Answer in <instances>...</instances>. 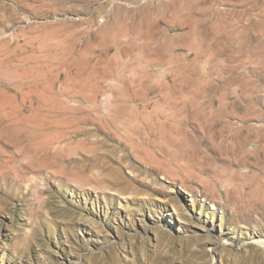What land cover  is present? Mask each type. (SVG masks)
Instances as JSON below:
<instances>
[{
  "label": "rangeland",
  "instance_id": "1",
  "mask_svg": "<svg viewBox=\"0 0 264 264\" xmlns=\"http://www.w3.org/2000/svg\"><path fill=\"white\" fill-rule=\"evenodd\" d=\"M261 143L264 0H0V264H264Z\"/></svg>",
  "mask_w": 264,
  "mask_h": 264
},
{
  "label": "bare ground",
  "instance_id": "2",
  "mask_svg": "<svg viewBox=\"0 0 264 264\" xmlns=\"http://www.w3.org/2000/svg\"><path fill=\"white\" fill-rule=\"evenodd\" d=\"M112 62H113V61H112ZM38 64L40 65V63H38ZM34 65H35V64H34ZM58 66H59V65H58ZM134 67H135V66H134ZM56 68H57V67H56ZM151 69H152V68H151ZM49 70H50V69H49ZM57 72H58V71H57ZM50 73H51V72H50ZM52 73H53V71H52ZM58 73H59V72H58ZM96 88H97V86H96ZM98 88H99V85H98ZM100 89H101V88H100ZM100 91H101V90H100ZM61 93H63V92H61ZM58 95H59V94H58ZM94 95H95V94H94ZM115 97H116V95H115ZM128 98H129V97H128ZM118 99H119V98H118ZM115 100H116V99H115ZM116 101H117V100H116ZM116 101H115V102H116ZM122 101H124V100H122ZM125 101H126V99H125ZM61 103H62V102H61ZM61 103H60V104H61ZM95 103H96V102H95ZM126 103H128V101H127ZM96 104H97V103H96ZM94 105H95V104H94ZM122 105H123V104H122ZM116 107H117V106H116ZM95 108H97V107H94L93 110H94ZM123 108H124V107H123ZM68 109H69V108H68ZM98 109H99V108H98ZM98 109H97V114L101 113V111H99ZM132 109H133V108H132ZM54 110H55V109H54ZM72 110H73V109H72ZM95 110H96V109H95ZM95 110H94V111H95ZM100 110H101V109H100ZM117 110H118V109H117ZM56 111H57V110H56ZM70 111H71V110H70ZM109 111H110V110H109ZM112 111H113V110H112ZM118 111H119V110H118ZM132 111L134 112V110H132ZM141 111H142V110H141ZM141 111H140V112H141ZM133 112H132V113H133ZM135 112H136V111H135ZM144 112H147V110L144 111ZM104 113H105V112H104ZM113 113H116V112H113ZM129 113H130V112H129ZM132 113H131V114H132ZM160 113H161V112H160ZM53 114H54V113H53ZM64 114H65V113H64ZM117 114H118V113H117ZM120 114H121V112H120ZM120 114H119V115H120ZM135 114H137V112H136ZM149 114H150V113H149ZM157 114H158V113H157ZM170 114H171V113H170ZM54 115H55V114H54ZM91 115H92V114H91ZM99 115H100V114H99ZM103 115H104V114H102V116H103ZM112 115L114 116V115H116V114H112ZM145 115H146V114H145ZM167 115H168V114H167ZM12 116H13V115H12ZM88 116H89V115H88ZM104 116H107V114H105ZM104 116H103V117H100V119L103 118V121H104V119L107 120V117L104 118ZM108 116H109V115H108ZM116 116H118V115H116ZM168 116H169V115H168ZM10 117H11V115H10ZM26 117H27V116H26ZM43 117H44V116H43ZM97 117H98V115H97ZM97 117H96V118L94 117V118L97 119ZM110 117H111V116H110ZM114 117H115V116H114ZM163 117H164V116H163ZM24 118H25V117H24ZM84 118H85V119L87 118L86 115H85ZM90 118H91V117H90ZM92 118H93V117H92ZM108 118H109V117H108ZM119 118H120V117H119ZM98 119H99V118H98ZM100 119H99V121H100ZM113 119H114V118H113ZM113 119L111 118L110 120H113ZM115 119H116V117H115ZM120 119H121V118H120ZM128 119H129V118H128ZM138 119H139V117H138ZM20 120H21V119H20ZM20 120H19V121H20ZM62 120H63V119H62ZM60 121H61V120H60ZM92 121H93V120H92ZM99 121H98V122H99ZM101 121H102V120H101ZM101 121H100V122H101ZM103 121H102V122H103ZM113 121H114V120H113ZM122 121H123V120H122ZM139 121H140V119H139ZM141 121H142V120H141ZM102 122H101L99 125H101ZM104 122H105V121H104ZM114 122H117V121L115 120ZM151 122H152V121H151ZM45 123H46V122H45ZM48 123H49V122H48ZM61 123H62V122H61ZM63 123H64V122H63ZM63 123H62V124H63ZM111 123H112V122H111ZM118 123H119V120H118ZM121 123H122V122H121ZM121 123H120V124H121ZM169 123H170V122H169ZM56 124L58 125V122H57ZM59 124H60V123H59ZM62 124H61V125H62ZM65 124H67V123H65ZM107 124H108V122L105 123V125H107ZM133 124H134V123H133ZM139 124H141V122H139ZM57 125H56V126H57ZM96 125H98V124L96 123ZM103 125H104V124H103ZM111 125H112V124H111ZM114 125H115V124H114ZM125 125H126V124H125ZM107 126H109V124H108ZM127 126H128V125H127ZM130 126H131V125H130ZM146 126H147V125H146ZM103 127H104V126H103ZM110 127L112 128V126H110ZM116 127H117V126H116ZM151 127H152V126H151ZM111 128H110V129H111ZM128 128H129V127H128ZM133 128H134V127H132V129H133ZM145 128H146V127H145ZM160 128H161V126H160ZM117 129H118V128H117ZM132 129L130 128V130H132ZM140 129H141V127H140ZM71 130H72V129H71ZM111 130H112V129H111ZM136 130H137V129H136ZM142 130H143V129H142ZM158 130H159V128H158ZM58 131H59V130H58ZM63 131H64V130H63ZM63 131H60V132H57V131H56V132L59 134V133H61V132H63ZM69 131H70V129H69ZM69 131L67 130V132H69ZM74 131H75V130H74ZM77 131H78V130H77ZM105 131H106V130H105ZM119 131H120V130H119ZM119 131H118V132H119ZM126 131H127V129H126ZM64 132H65V134H66V131H64ZM114 132H115V131H113V133H114ZM129 132H130V131H129ZM131 132H132V134H134V135H130V134H131V133H130L129 136H132L133 139H134V138H135V139H140V136L136 133L135 129H133V131H131ZM145 132H147V139H146L145 137H143V139H146V141H147V140H149V139L152 138V137L149 138V137H148V131H145ZM160 132L162 133V130H161ZM115 133L117 134V131H116ZM115 133H114V134H115ZM126 133H128V132H126ZM126 133H124V134H126ZM142 133H143V131H142ZM63 134H64V133H63ZM124 134H123V135H124ZM140 134H141V131H140ZM55 135H56V134H54V137H55ZM59 135H62V134H59ZM121 135H122V134H121ZM123 135H122V136H123ZM145 135H146V133H145ZM149 135H150V133H149ZM151 135H152V134H151ZM151 135H150V136H151ZM155 135H156V134H155ZM160 135H161V134H160ZM39 136H40V135H39ZM62 136H63V135H62ZM66 136H67V134H66ZM122 136H121V138H120V139H122L120 142L123 141V142L125 143L126 140H124L123 138L126 137V135H124L123 137H122ZM129 136H127V138H128ZM142 136H143V134H142ZM142 136H141V137H142ZM58 137H59V136H58ZM60 137H61V136H60ZM60 137H59V138H60ZM63 137L65 138V136H63ZM41 138H42V137H41ZM49 138H50V137H49ZM114 138H115V137H114ZM116 138H118V137H116ZM132 138H131V140H132ZM148 138H149V139H148ZM153 138H154V136H153ZM153 138H152V139H153ZM52 139H53V138L51 137V140H52ZM141 139H142V138H141ZM141 139H140L139 141H141ZM152 139H151V140H152ZM40 140H41V139H40ZM48 140H49V139H47V141H48ZM56 140H57V139H56ZM61 140H62V139H61ZM158 140H159V139H158ZM59 141H60V139H59ZM129 141H130V140H129ZM129 141H128V142H129ZM139 141H138V142H139ZM149 141H150V140H149ZM153 141H154V140H153ZM162 141H163V139H162ZM49 142H51V141L49 140ZM56 142H58V141H56ZM134 142H136V141H130L129 144H130V143H134ZM142 142H143V141H142ZM142 142H141V143H142ZM154 142H155V141H154ZM159 142H160V141H159ZM159 142L157 143L158 145H159ZM60 143H61V142H60ZM60 143H59V144H60ZM62 143H63V142H62ZM147 143H148V141H147ZM51 144L53 145V142H51ZM54 144H55V143H54ZM122 144H123V143H122ZM125 144H126V143H125ZM139 144H140V143H139ZM150 144H151V143H150ZM150 144H147V145H150ZM152 144H153V143H152ZM152 144H151V145H152ZM157 144H155V145H157ZM52 145H51V146H52ZM55 145H56V144H55ZM69 145H70V144H69ZM132 145H133V144H132ZM132 145H131V146H132ZM135 145H136V143H135ZM135 145H134V146H135ZM140 145H144V144L142 143V144H140ZM147 145H145V147H146ZM155 145H154V146H155ZM158 145H157V146H158ZM33 146H34V144H33ZM44 146H45V145H44ZM59 146H61V144H60ZM125 146H126V145H125ZM127 146H128V145H127ZM131 146H130V148L132 149ZM136 146H137V145H136ZM138 146H139V145H138ZM52 147H53V146H52ZM55 147H57V146H55ZM64 147H65V146H64ZM68 147L71 148V146H68ZM139 147H140V146H139ZM141 147H142V146H141ZM147 147H148V146H147ZM158 147H159V146H158ZM61 148H62V147H61ZM65 148H66V147H65ZM128 148H129V147H128ZM142 148H144V147H142ZM66 149H67V148H66ZM137 149H138V148L136 147V151L138 152ZM140 149H141V148H139V151L142 150V149H141V150H140ZM144 149H145V148H144ZM149 149H150V146H149ZM158 149H159V148H158ZM258 149H259V148H258ZM260 149H263V150H264V144L261 143V145H260ZM33 150H34V149H33ZM35 150H36V148H35ZM44 150H45V149H44ZM54 150H55V149H54ZM56 150H57V149H56ZM133 150H134V149H133ZM133 150H132V151H133ZM147 150H148V149H147ZM151 150H152V149H151ZM47 151H48V150H47ZM134 151H135V150H134ZM156 151H157V150H156ZM50 152H51V151H50ZM137 152H135V153H137ZM142 152H145V150H142ZM147 152H148V151H146V152L143 153V154H145V155H146V154H149V153H147ZM152 152H153V151H152ZM152 152H150V153H152ZM154 152H155V151H154ZM43 153H44V152H43ZM57 153H60V152H57V151H56V154H57ZM133 153H134V152H133ZM138 153H139V152H138ZM43 155H44V154H43ZM54 155H55V154H54ZM54 155H53V156H54ZM60 155H61V154H60ZM64 155H65V154H64ZM133 155L135 156V154H133ZM138 155H139V154H138ZM138 155H137L136 157H138ZM145 155L140 156V158L145 157ZM153 155H154V154H153ZM25 156H26V155H25ZM28 156H29V155H28ZM49 156H50V155H49ZM37 157H38V156H37ZM59 157H60V156H59ZM64 157H65V156H64ZM64 157H63V158H64ZM152 157H153V156H152ZM155 157H156V156H155ZM155 157H153V158H155ZM164 157H165V156H164ZM138 158H139V157H138ZM153 158H152V159H153ZM158 158H159V157H158ZM29 159H30V158H29ZM39 159H40V158H39ZM57 159H58V158H57ZM142 159H143V158H142ZM142 159H141V161H143ZM155 159H156V158H155ZM159 159H160V158H159ZM160 160H162V159H160ZM44 161H45V160H44ZM44 161H43V162H44ZM144 161H145V158H144ZM146 161H148V162L150 161L149 163H151V165L155 164L154 167H157V166L159 165V164L157 163L158 160H155V161H154V160H150V159H148V156H147ZM146 161H145L144 163H146ZM156 161H157V162H156ZM248 161H249V159H248ZM41 162H42V161H41ZM255 162H256V161H255ZM52 163H53V162H52ZM120 163H121V162H120ZM152 163H153V164H152ZM50 164H51V163H50ZM121 164H122V163H121ZM156 164H157V166H156ZM166 164H168V163H166ZM43 165H44V164H43ZM51 165H52V164H51ZM145 165H146V164H145ZM147 165H148V164H147ZM247 165H248V164H247ZM39 167H40V166H39ZM41 167H43L42 164H41ZM45 167H46V164H45ZM45 167H43V168L45 169ZM161 167H162V166H161ZM43 168H42V169H43ZM47 168H48V167H47ZM148 168H149V167H148ZM159 168H160V167H159ZM161 169L163 170V167H162ZM48 170H49V169H48ZM54 170H56V169H54ZM16 171H17V170H16ZM60 171H61V170H60ZM55 172H56V171H55ZM61 172H62V171H61ZM165 172H167V171H165ZM57 173H58V172H57ZM168 175H169V174H168ZM208 187H209V190L211 189V190L214 191V193H215V198L218 197V196H219L220 198H223V197L226 196L227 201H229L230 203H231L232 201H234V200L232 199V198H234V197H232V198L229 197V196L227 195L228 193H225V195H224V193H221V189L218 187V184H216V183L213 182V183H210V185H209ZM208 187H207V188H208ZM229 195H230V194H229ZM231 196H232V195H231ZM233 203H237V202L234 201V202H232V204H233ZM262 204H263V203H262ZM179 205H180V204H179ZM233 205H234V204H233ZM235 205H238V204H235ZM254 205H255V204H254ZM254 205H252V206H254ZM181 206H182V205H181ZM250 206H251V205H250ZM262 206H263V205H262ZM177 207H178V206H177ZM213 208H217V207H216V206H213ZM261 208H263V207H261ZM177 210H178V209H177ZM173 211H174V210H173ZM179 211H180V210H179ZM261 212H263V211H261ZM183 213H184V212H183ZM144 218H145V216H143L141 220H144ZM249 241H251L252 243L257 244L258 246H260V247H262V248L264 249V237H263V235H253V236H250V240H249ZM222 243H224V245L226 244L225 242H222Z\"/></svg>",
  "mask_w": 264,
  "mask_h": 264
}]
</instances>
